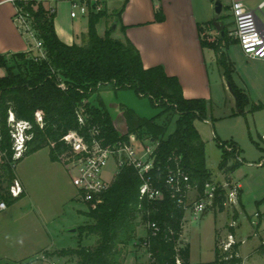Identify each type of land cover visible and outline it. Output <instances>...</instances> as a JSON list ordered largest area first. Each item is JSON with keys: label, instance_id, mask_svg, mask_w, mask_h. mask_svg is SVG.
<instances>
[{"label": "trees", "instance_id": "obj_1", "mask_svg": "<svg viewBox=\"0 0 264 264\" xmlns=\"http://www.w3.org/2000/svg\"><path fill=\"white\" fill-rule=\"evenodd\" d=\"M28 10L35 18L46 58L36 61L33 53H17L12 55L15 64L10 66L5 56L0 55V69L7 71V75L0 77V201L11 206L23 197L22 194L13 198L9 194V187L16 178L14 162L19 164L25 157L49 148L50 160L62 163L64 156L73 154L71 146L63 140L72 131L91 142L90 130L96 127L100 131L98 138L104 145L127 142L129 135L135 134L141 140L157 143L150 177L153 186L163 193V198L159 201L142 198L140 188L143 182L138 171L125 166L104 194L103 203L83 213L88 222L76 229L79 245L47 255L75 258L76 264H124L132 243L143 241L137 237L138 230L151 221L160 227L159 234L149 239L152 262L139 264H176L177 259L181 264H190L189 245L181 241L186 211L172 197L166 179L171 170L180 168L189 176L190 185L200 199L206 185L213 183V174L206 163V143L195 126L196 121L208 119L210 102L185 98L178 78L169 76L163 66L145 68L138 49L128 39L114 38L112 27L100 36L97 26L108 17L106 11H91L83 44L67 45L56 33L55 14L50 15L43 4L32 3ZM157 18L160 19L159 13ZM125 29L122 27V32ZM204 34L202 47L215 52L217 65L231 85L237 105L234 115L245 113L250 106L251 112L264 109V104L252 103L249 94L234 81L235 65L226 49L238 41L232 39L226 30L215 40H209ZM61 83L66 85L65 90L59 87ZM105 89H132L140 97H148L162 111L155 118L145 119L124 107L127 132L121 136L104 101L100 96L94 98ZM79 109H84L87 115L85 125L79 123ZM38 111L44 116L43 127L36 123ZM9 112L17 120L30 122L33 126L27 150L16 161L13 160V142L7 124ZM163 116L167 118L160 122ZM173 119L175 129L168 133ZM219 147L222 149L219 170L232 173L237 164L230 166V162L239 156V148L234 143H219ZM220 193L216 205L222 212L224 198ZM260 204H264V199ZM92 238L95 239L93 245H83L85 240ZM240 246L241 243H236L224 252L217 240L215 260L210 264H243Z\"/></svg>", "mask_w": 264, "mask_h": 264}, {"label": "crops", "instance_id": "obj_2", "mask_svg": "<svg viewBox=\"0 0 264 264\" xmlns=\"http://www.w3.org/2000/svg\"><path fill=\"white\" fill-rule=\"evenodd\" d=\"M75 1L77 0H48L45 4V6L55 9L54 25L56 33L60 40L67 45H82L85 34L88 31L89 15L78 16L77 18L71 17L72 6ZM218 1L223 6L220 16V20L224 26L223 31L226 30L232 39L231 33L234 31V24L230 7L234 1L241 2L245 7L254 10L259 25L264 30V7L260 9L264 0H99L97 2L93 1L92 4L99 5L101 11H106L108 14V17L98 24L99 26L104 23L102 33L99 32L97 26L100 36H104L108 30L107 23L110 17L108 6L110 2L114 10L112 18H116L115 23L111 26L114 30L113 37L121 40L128 39L140 52L145 68L163 66L169 76L178 78L185 98L205 99L210 102L211 106L218 96L217 86L223 85L225 77L217 65L215 52L212 49L202 47V35L205 33L206 35L217 37L220 34L217 33L213 26L215 3ZM6 6H9L8 10H2ZM158 13L160 19L157 18ZM13 15V6L4 3V0H0V55L2 56L29 51L26 39L18 32L13 23ZM104 20L107 21L104 22ZM209 23H212V25L209 26ZM114 26H116L117 31L115 30L116 28L114 29ZM122 27L126 28L124 32H122ZM236 45L239 46V44ZM240 51L236 57L237 59L233 62L235 65L234 81L249 94L250 98L251 96L254 97L255 94L264 97V60L249 58L242 50ZM216 69H218L220 75L218 81H214L213 79V72ZM105 106L112 117L110 108L106 103ZM136 114L140 116L138 112ZM207 120H204L202 123L207 122ZM199 121L201 120L195 122V126L206 143L201 128L202 125H200L201 122ZM46 149H48L46 156H42V153ZM22 163H26L28 170L25 169V173L21 176L18 173V168ZM57 165L62 167V176H60L59 170L56 168ZM64 173L69 174L63 163L52 162L50 160L49 148H44L25 157L15 168V177L21 182L24 190L23 197L15 204L8 206L6 210L23 202L24 204H28L29 212L33 211V209L38 210L32 196L36 190L35 184L37 179L40 178L44 182L54 180L56 185L59 186L58 178L65 177ZM194 192L197 194L195 189L189 192L188 202L190 205L199 199L198 194L195 197L196 199L198 198L197 200L192 199ZM240 192L242 193V189ZM68 194H70L69 198L72 199L79 197L77 188L75 194L73 193L74 195L71 192ZM63 196L64 194L61 195L62 200H65ZM50 201H52L51 197L49 200L45 196V200L42 203L43 205H47ZM87 211L80 210L79 213L83 214ZM45 212L48 211L38 210L35 213L38 215L36 219L42 229L37 230L34 240L29 239L26 242L30 245L27 247L26 252L21 253V246H24L22 243L25 242V239H19L20 242L12 241L11 246L13 247L10 248L7 255H3L4 258L5 256H9L8 258H12L17 262L23 260L21 264H52L54 262L52 258L54 257L47 254L64 248H76L79 245L78 233L76 232L77 227H68V234L66 236L61 232L60 234L54 233L45 228L48 226L45 220L49 217V214ZM188 212H191L193 215L192 211H186L185 213L181 241L184 245H189V263L210 264L215 260L216 241H221V238L224 237L222 236L223 233L217 230L216 232H219L218 237L216 235L213 236L210 232H205L204 235L201 232L194 235L189 233V230L187 231L186 229ZM51 218L54 219L53 216ZM261 228L264 229V223L261 224L258 231L260 240L262 241L264 236L261 235ZM146 233V229L140 228L137 232L138 239L145 237ZM58 236L64 238V241L59 243L60 245L56 244ZM234 236L237 240L236 232ZM197 237H199V244L196 245ZM94 242L95 239H88L83 242V245L91 246ZM136 243L137 240L130 246L124 264L145 263L144 251L138 249ZM237 243L240 242L237 240ZM257 249L250 255L249 260H246L241 255L240 246L239 254L244 261L243 264H250V259ZM32 256H34L33 260L30 259Z\"/></svg>", "mask_w": 264, "mask_h": 264}, {"label": "rangeland", "instance_id": "obj_3", "mask_svg": "<svg viewBox=\"0 0 264 264\" xmlns=\"http://www.w3.org/2000/svg\"><path fill=\"white\" fill-rule=\"evenodd\" d=\"M111 5L112 4L109 2L108 13L110 17L107 23L108 29L111 28L116 20V18H112L114 10ZM8 8L9 6H6L2 8V10H8ZM106 21L107 20H104V22ZM103 29L104 23L98 26L100 33L103 32ZM115 30L117 31V28ZM206 36L209 40H215L216 38L214 35ZM233 39L235 38L233 37ZM240 48L241 47L236 44H231L226 49L227 56L232 62L237 59V55L241 52ZM35 52L36 51L33 53ZM5 58L10 66L15 64L12 55L5 56ZM213 73L214 81H218L220 76L218 69L214 70ZM5 75H7V71L1 68L0 77ZM223 80V85L217 86L218 96L210 106L207 122H199H201L200 125H202L201 128L206 139V163L213 174V184L217 186H223L225 182L229 184H239L241 185L242 193L240 189L238 193V204L225 205L223 212H220L217 206L209 207L207 211L200 216V219L195 218L191 212H188L186 229L193 235L199 232L203 235L205 232H210V234H213V236L216 235V237H218L219 233L216 231H221L224 237L221 238L220 243L226 240L229 234L234 235L236 232L237 240L242 243L241 255L246 260H249L250 255L259 247L256 253L251 257L250 264H264V247L260 246V237L249 219L256 211L264 210V204L259 205L264 199V141L262 140L264 136V109L251 112L250 106L246 108L245 113L234 116V113H237L235 97L230 90L227 80H225V78ZM97 96H100L110 108L114 126L121 136L127 132L123 112L124 107L138 112L140 115L139 117L145 119L155 118L162 111V109L155 107L148 97H140L132 89L117 91L105 89L96 94L94 98ZM94 98L92 99L93 102ZM251 100L254 104H264V97H262V95L258 96L255 94L254 97L251 96ZM166 118L167 117L163 116L159 121L161 122ZM174 129L175 119L171 121L168 133L173 132ZM219 143H226L227 145H232V143H234L239 148V156L230 162V166L237 164L236 169L232 173L225 174L219 170V164L222 159V149L219 147ZM146 145L154 148L157 143L147 142ZM47 152L48 149L42 153V156H46ZM28 162L30 163V161ZM56 168H58L59 174L62 176V167L57 165ZM25 169H27L26 163H22L18 168V173L22 176L25 173ZM116 172L117 169L114 163L110 162L103 172L104 180L111 183L116 176ZM64 174V179L62 177L58 178L59 186L56 185L54 180L44 182L40 178L37 179L35 184L36 190L35 192L33 191L34 193L32 196L39 211H48L45 212L49 214V217L45 220L48 226L45 228L54 233L60 234L61 232L66 236L68 234V227L73 226L78 228L79 225L86 224L88 220L85 215L79 213L80 210L87 211L85 203H83L79 197H76V199L69 198L70 194L68 193L71 192L75 194L76 188L72 183L70 175ZM62 194H64L63 197L65 200H62ZM241 194L243 206L241 205ZM45 196H47L49 200L50 197L52 199L47 205H43L42 203V201L45 200ZM192 196V199H198L195 198L197 197L195 192ZM38 210L33 209V211L29 212L28 204H24L23 202L20 203V205L11 207L0 213V264L23 263V260L17 262L12 258H8L9 256H5L4 258L3 255H7L10 248L13 247L11 246L12 241L20 242L19 239H25V242L22 243L24 246H20L22 249L21 253L26 252L27 247L30 246L26 242L29 239L34 240L37 230L42 229L40 223H38L36 219L38 215L35 213H37ZM52 216L54 219L51 218ZM232 225L234 227H231ZM142 228L145 229V225ZM260 231H262L261 235L264 236V229L261 228ZM198 238L199 237L196 238V245L199 244ZM237 240L235 238V241ZM63 241L64 238L58 236L56 244L60 245L59 243ZM33 257L34 256L30 259L33 260ZM52 261L57 264L77 263V259L75 258L54 257Z\"/></svg>", "mask_w": 264, "mask_h": 264}, {"label": "built area", "instance_id": "obj_4", "mask_svg": "<svg viewBox=\"0 0 264 264\" xmlns=\"http://www.w3.org/2000/svg\"><path fill=\"white\" fill-rule=\"evenodd\" d=\"M48 0H4V3L11 4L14 8L13 23L18 32L26 39L30 53L34 54L36 61L46 58L43 42L39 38V32L33 14L28 10L32 3L43 4L45 6ZM99 0H77L73 3L71 17L89 15L91 11L99 12L101 7L92 2ZM264 7V3L260 9ZM48 13L55 14L53 7L45 6ZM233 18L234 31L231 36L237 41L243 53L249 58L264 60V30L260 27L256 12L245 7L241 2L234 1L230 7ZM205 35V34H204ZM59 87L65 90L67 87L61 83ZM77 117L81 125L87 122V115L84 109L77 111ZM36 123L40 127L44 126V116L41 111L35 114ZM8 127L12 138L13 160H19L27 150V142L32 139V124L27 121L17 120L12 112H9L7 120ZM2 124L0 118V140L2 138ZM93 138L88 142L78 132L72 131L66 135L63 140L72 148L73 154L64 156L62 163L65 165L68 173L72 178L74 186L79 192V198L89 209L103 203V196L109 190L111 183L106 182L103 178V172L110 162H113L117 172L125 167L132 166L137 171L143 182L140 193L141 197L149 201H159L163 198V193L156 189L151 181L150 173L154 168L155 158L154 148L146 145L147 142L138 138L137 135H129L128 141H118L114 144L104 145L103 140L99 139L100 131L94 127L90 130ZM264 141V136L262 137ZM231 150V149H229ZM16 168V162L13 163ZM166 186L172 192V197L176 199L179 206L185 211H192L195 218L207 211L209 207L217 206L216 197L219 191L224 198V206L237 205L238 193L241 189L239 184L224 183L223 186L208 184L204 190V195L193 204L188 202L189 192L192 190L189 176L180 168L171 170L166 179ZM24 193L21 182L15 178L10 187L9 194L13 198H18ZM218 207V206H217ZM8 208L5 202L0 201V212ZM256 233L259 235V228L264 223V210H258L250 219ZM231 227H234L233 225ZM146 236L143 241H137L136 246L144 251L146 261L152 262V253L150 252V237H155L160 232V227L156 222L148 221L145 225ZM235 236L229 234L226 240L220 243L224 252L229 251L236 244ZM264 247V239L261 241ZM56 264V263H52ZM176 264H181L177 259Z\"/></svg>", "mask_w": 264, "mask_h": 264}, {"label": "water", "instance_id": "obj_5", "mask_svg": "<svg viewBox=\"0 0 264 264\" xmlns=\"http://www.w3.org/2000/svg\"><path fill=\"white\" fill-rule=\"evenodd\" d=\"M222 10H223V6H222V3L221 2H216L215 3V16H214V20H213V26L215 28V30L217 31V33H222L224 34V31H223V24L220 20V16H221V13H222ZM116 28V26H114V29ZM229 84V87H230V90L231 92L233 93L232 89H231V85L230 83L228 82Z\"/></svg>", "mask_w": 264, "mask_h": 264}]
</instances>
